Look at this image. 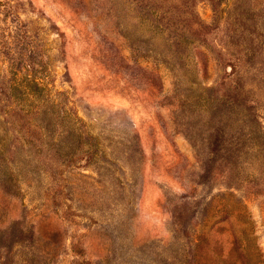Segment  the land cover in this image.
I'll return each instance as SVG.
<instances>
[{
	"label": "rangeland",
	"instance_id": "rangeland-1",
	"mask_svg": "<svg viewBox=\"0 0 264 264\" xmlns=\"http://www.w3.org/2000/svg\"><path fill=\"white\" fill-rule=\"evenodd\" d=\"M0 264H264V0H0Z\"/></svg>",
	"mask_w": 264,
	"mask_h": 264
}]
</instances>
